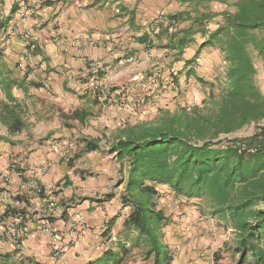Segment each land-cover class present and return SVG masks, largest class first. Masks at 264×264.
I'll use <instances>...</instances> for the list:
<instances>
[{
  "label": "crops",
  "instance_id": "1",
  "mask_svg": "<svg viewBox=\"0 0 264 264\" xmlns=\"http://www.w3.org/2000/svg\"><path fill=\"white\" fill-rule=\"evenodd\" d=\"M0 2L6 7L4 0ZM17 2L9 3L10 10L6 11L4 20L6 27L17 28L18 35L26 28L31 29L37 51L22 70L14 65L23 57L17 34L1 49L12 73L11 79L16 80L13 95L24 110L27 128L10 137L7 127L0 124L4 128L0 129V176L17 155L25 163L46 168L45 174L40 171L36 174L41 186L58 187L63 191L61 202L82 197V203L70 209V219L62 218L59 222L61 230L65 231L80 214L86 218L87 231L58 261L51 256L48 237L35 224L21 256L4 242L0 243V252H16L20 259L43 264H86L112 246L130 212L121 203L128 163L121 164L110 149L118 130L133 114L134 103L145 98L144 78L152 68L157 50L162 49L158 55L171 61L164 75L168 78L177 75L178 81L173 90L175 94L163 95L162 100L177 98L178 89L190 85L194 78L187 75L190 68L205 82L217 84L224 82L227 64L219 50H204L196 56L204 41L201 37L185 50L180 61L172 62L165 49L167 37L157 39L156 36L159 24L167 16L189 10L180 0H28L33 12L25 24L19 19L22 9ZM143 36L153 39L154 46L140 43L139 38ZM250 51L257 70L256 81L264 93V61L257 51ZM197 57L203 58L199 68L195 67ZM165 62L169 63L167 59ZM96 79L112 88L111 93H104L99 100L92 89ZM208 92V88L201 87L195 97L203 99ZM3 101L7 100L0 91V102ZM75 112H84L87 118L79 121L73 117ZM91 141L97 142L99 149L87 153L86 144ZM66 154L72 157L69 164L62 160ZM93 155L97 157L96 162L91 161L89 168L83 169ZM77 170L81 172L75 173ZM7 189L13 193L15 186ZM3 209L0 207V213ZM202 211L188 212L183 219L185 227L171 224L164 230L165 243L174 254L173 264H214V254L224 251L227 244H234L232 230ZM198 217L200 222L208 220V226L201 223L197 229L193 228L192 223ZM111 219L114 226L105 235Z\"/></svg>",
  "mask_w": 264,
  "mask_h": 264
},
{
  "label": "trees",
  "instance_id": "2",
  "mask_svg": "<svg viewBox=\"0 0 264 264\" xmlns=\"http://www.w3.org/2000/svg\"><path fill=\"white\" fill-rule=\"evenodd\" d=\"M180 1L190 10L167 16L156 38L167 37L165 49L174 63L201 37L204 41L196 56L204 50H219L227 64L224 82H205L190 68L188 77H196L209 90L201 101L178 103L173 110L161 108L154 119L126 123L118 130L110 153L121 164L128 163L121 203L130 212L112 246L86 264H127L137 251L152 264H173L174 254L164 233L172 218L158 209L159 186H167L177 197L202 201L212 219L232 230L234 244L215 253L214 264H222L229 253L234 264H264V144L259 142L264 135V93L257 84L250 51H257L264 61V34L257 37L258 31L264 32V0H237L234 12L221 13L199 8L225 0ZM218 18L222 21L210 30V23ZM139 42L154 46V40L146 36ZM11 75L0 49V91L7 100L0 102V124L10 137L27 128L24 110L13 95L16 80ZM171 84L177 87L176 76ZM164 88L161 84L155 95L140 104L154 100ZM103 94L96 91V99ZM73 117L84 121L87 115L75 112ZM251 125L255 126L252 136L230 137ZM242 146L255 147L256 152L250 154ZM98 149L97 142L91 141L85 152ZM107 225L105 235L111 233L114 220ZM0 264L43 263L20 259L16 252H0Z\"/></svg>",
  "mask_w": 264,
  "mask_h": 264
},
{
  "label": "built area",
  "instance_id": "3",
  "mask_svg": "<svg viewBox=\"0 0 264 264\" xmlns=\"http://www.w3.org/2000/svg\"><path fill=\"white\" fill-rule=\"evenodd\" d=\"M31 14L32 10L23 6L20 13L21 20L24 23L27 22ZM20 46L23 57L17 62V68L23 70L35 58L37 51L31 29L27 28L21 33ZM196 63H201L200 57L196 59ZM171 82L163 78L161 70L157 68L144 83L143 94L145 97L153 96L158 92L161 84L168 86L172 85ZM92 89L94 92L108 94L111 93L112 88L96 79L93 81ZM86 93L88 92L85 90ZM259 142L264 144V135L259 138ZM242 149L250 154L256 152L255 147L242 146ZM39 171L45 174L47 169H39L35 163H25V160L14 156L11 166L0 176V184L5 185L3 189L11 185L15 186V192L12 195L6 190L0 192V207H4L0 213V243H7L21 256L25 242L30 237L32 226L35 224L39 231L48 237L51 256L58 261L76 246L80 238L84 237L87 222L86 218L79 214L69 223L65 231L61 230L59 222L64 217V212L59 210L61 199L60 195H56L58 189L55 187L47 189L41 186L36 180V174ZM11 196L13 198L9 201ZM17 197L22 198V201H15ZM13 209L16 210L14 213ZM7 210L10 213H5Z\"/></svg>",
  "mask_w": 264,
  "mask_h": 264
},
{
  "label": "rangeland",
  "instance_id": "4",
  "mask_svg": "<svg viewBox=\"0 0 264 264\" xmlns=\"http://www.w3.org/2000/svg\"><path fill=\"white\" fill-rule=\"evenodd\" d=\"M7 1V2H6ZM13 0H4L3 6L0 4V49L4 50V44L10 40V38L12 36H15L17 34V28H7V22H5V14L7 10H10L9 8V3H12ZM17 4L21 5L19 8L23 9L24 8H29L30 10H32V7L30 5H28V0H17ZM237 0H225V3L222 2H213L212 4H205L204 6H201L199 8L200 11L202 12H213V13H221L223 11H230V12H234L235 7H234V3ZM14 2H16V0H14ZM1 3V2H0ZM24 4V5H23ZM185 9H189V7H186ZM22 11V10H21ZM33 12V10H32ZM20 13L19 12V19L21 20L20 17ZM4 14V15H3ZM31 18V16L29 17V19ZM222 21V18H218V19H214L211 23H210V30H215L217 27V24ZM21 22L23 24H25L22 20ZM5 28V29H4ZM27 29V28H26ZM24 31V30H23ZM22 31V32H23ZM21 32V33H22ZM264 34V32H259L258 31V35L262 36ZM20 35L21 34H17V37H19L20 40ZM200 38V37H198ZM158 54L160 55V52H163L162 49H158L157 50ZM158 54H156L155 57H153V65L152 68L150 70V72L145 76L144 80L146 82V80L152 76V74L155 72V69L159 68L161 70L162 73V77L163 78H167L168 81H170L171 79H174V75H172L171 77L168 78V76H165L164 73L166 71H168L169 69V65L170 62L169 59L167 57H162L159 56ZM199 58V57H197ZM196 58V59H197ZM167 59V62H169L168 64H166L165 60ZM195 59V62H196ZM203 58L201 57V63H202ZM200 64L196 63L195 67H200ZM15 66H17V62L14 63ZM177 78V75H176ZM164 80V79H163ZM208 82V81H207ZM202 87V85L197 81L196 77H194L192 79V81L190 82L189 86H182V89H179L180 94H177V98L175 99H163V95H168V97H171V95H174L175 93H173L174 91V87L172 88L171 85L166 86V88H164V84H163V88L161 90V94L156 97L154 100H149L146 103L147 104H140V101H137L138 103H134L133 109L134 111H132L129 118L125 120L126 123H137L139 121H145V120H152L156 117L157 112L164 107H169L172 110L175 108V106H177V104L179 103H184L186 101H197V100H202L200 97L196 98L195 95L197 94V90H200ZM112 92V91H111ZM124 92H127V90H125ZM167 92V93H166ZM197 96V95H196ZM145 97V95H144ZM140 97H138L139 100ZM166 98V97H165ZM162 100V101H161ZM137 104V105H136ZM140 104V106H138ZM0 129L4 130L3 127H1L0 125ZM0 130V131H1ZM255 133V126H253V128L251 129V127H248L245 131L240 132V133H236L233 135H230V137H238V138H243V137H250ZM19 137V136H18ZM21 138V137H20ZM19 155H17L18 157ZM72 157L68 156V154L63 156V161L66 164H69V162H71ZM97 160V157H90L87 159V166H83V169H87L89 168V164L91 163H95ZM92 161V162H91ZM91 162V163H90ZM74 164V163H73ZM124 168L122 167L121 169V173H123ZM91 170H87V172L89 173ZM81 170H77L75 173H80ZM4 187V186H3ZM3 187H0L3 188ZM56 189H58V187H56ZM3 190H6L8 194H14V192L12 193L11 191H9L8 189H1L0 192H3ZM159 193H160V197H158L157 200V204H158V209H163L167 215L172 217V224L174 226H184L186 225V223L183 221V219L186 217V214L189 213H193V212H203V210L206 211L205 208V204L202 201L199 200H187L184 198H180L177 197L172 191L171 189H169L167 186H159L158 187ZM63 191H57L56 195H60ZM10 198H13V196L9 197V201L11 200ZM62 198V197H61ZM82 197H74V199H67L65 201V199L59 204V210H62L64 213V217L63 220L65 219H70L69 216V212L70 209H73L72 207H76V204L82 203ZM198 202V203H196ZM201 209V210H200ZM69 210V211H68ZM209 217V216H208ZM199 217L198 219H195V222L192 223L193 228L195 227L196 229L198 228V226H201V223H205L206 225L208 224V220H203L202 222L199 221ZM117 220V219H116ZM67 221V220H66ZM65 221V222H66ZM189 225V224H188ZM208 226V225H207ZM187 228V227H186ZM177 251V249L175 250ZM231 254H227L225 259L222 261V264H234L233 259L231 258ZM141 262V264H152V260H145L144 256L137 251L135 253L134 258H132L127 264H137L138 262ZM207 260H204V262Z\"/></svg>",
  "mask_w": 264,
  "mask_h": 264
}]
</instances>
